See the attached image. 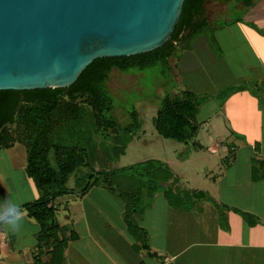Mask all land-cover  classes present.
Here are the masks:
<instances>
[{
    "label": "trees",
    "instance_id": "obj_1",
    "mask_svg": "<svg viewBox=\"0 0 264 264\" xmlns=\"http://www.w3.org/2000/svg\"><path fill=\"white\" fill-rule=\"evenodd\" d=\"M205 1L183 0L168 39L155 49L93 59L68 86L0 90V149L16 143L24 148L23 171L38 191L36 199L12 208L0 221L24 211L36 222L37 250L32 256L33 264H66L63 252L67 242L76 238V233L68 224L58 221V206L53 201L68 193L77 192L81 196L92 186L102 187L122 201V220L134 238L133 248L144 249L148 256L157 257L149 250L147 232L136 217L150 205L157 190L170 207L181 211H201L202 203L210 202L221 227L226 226V210L229 209L251 219L250 213L215 200L206 190L180 186L170 166L159 159L148 158L121 167L103 166L105 155L110 161L116 160L141 129V120L134 108L129 110V121L123 125L110 114L113 103L106 88L110 70H143L157 63L167 68L168 57L182 40L205 25L214 28L228 23L208 22L204 16ZM222 1L241 3L245 7L253 4V0ZM234 89L235 86H226L215 97L221 103ZM207 97L188 89L163 94L152 117L155 131L163 138L178 142L194 138L199 129L195 115ZM86 122L89 126L84 128ZM234 158V148L230 147L220 162L225 167ZM71 176L73 186L68 187L66 183ZM263 177L264 159L252 157L250 180ZM43 254L46 260H42Z\"/></svg>",
    "mask_w": 264,
    "mask_h": 264
},
{
    "label": "crops",
    "instance_id": "obj_2",
    "mask_svg": "<svg viewBox=\"0 0 264 264\" xmlns=\"http://www.w3.org/2000/svg\"><path fill=\"white\" fill-rule=\"evenodd\" d=\"M235 4L245 10L244 17L214 27L219 51H212L203 36L200 41L213 61L202 93L216 109L213 115L197 120L199 129L206 132L207 144L196 143L194 147L218 154L221 166L211 180V197L250 213L251 219L229 209L226 226L221 227L210 202L204 201L201 211H181L170 207L162 196L158 214L148 216L156 200L154 194L151 204L136 217L147 232L149 250L157 255L148 256L144 249L133 248L134 238L122 220V201L106 189L92 186L81 196L71 193L70 201L59 205L53 201L58 206L57 219L61 213L58 221L76 233L63 252L66 264H264V177L255 181L249 178L251 158L264 159V0H253L248 7ZM256 18H260L261 29L252 23ZM226 86L236 89L220 103L215 95ZM14 145L2 149L11 160L0 162V219L12 208L38 197L32 180L23 171L25 157L20 161L13 158ZM230 147L247 152L246 173L238 189L222 187L227 192L224 196L220 182L234 160L221 170L220 159ZM37 229L36 222L24 211L2 219L0 264H33ZM41 258L46 260V254Z\"/></svg>",
    "mask_w": 264,
    "mask_h": 264
},
{
    "label": "water",
    "instance_id": "obj_3",
    "mask_svg": "<svg viewBox=\"0 0 264 264\" xmlns=\"http://www.w3.org/2000/svg\"><path fill=\"white\" fill-rule=\"evenodd\" d=\"M183 0H0V90L68 86L93 60L169 37Z\"/></svg>",
    "mask_w": 264,
    "mask_h": 264
},
{
    "label": "rangeland",
    "instance_id": "obj_4",
    "mask_svg": "<svg viewBox=\"0 0 264 264\" xmlns=\"http://www.w3.org/2000/svg\"><path fill=\"white\" fill-rule=\"evenodd\" d=\"M238 6V4H228L222 0H206L204 16L208 22L216 25H222L228 19L240 20L244 17L245 10ZM258 19L260 18L254 19L252 23L254 27L261 29L262 23ZM213 30V26L205 25L197 33L182 40L174 53L168 57L167 68L157 63L143 70L119 71L115 68L110 70L106 81L107 92L113 103L110 114L116 122L123 125L129 121V110L134 108L141 120V129L126 144L124 152L116 160L110 161L105 155L103 166L121 167L148 158L159 159L170 166L178 177L180 186L190 189H203L208 191L210 196L214 195L211 180L217 177L219 166H221L218 161V154L210 155L204 148L197 149L193 145V143H200L205 146L207 144L206 132L199 129L194 138L187 142H178L158 135L152 124L158 99L163 94L177 93L182 89L193 90L202 94L203 89H206V87L204 88L205 76L213 68V61L211 56L201 48V42L203 36L212 51H219L218 41L214 37ZM215 109V104L206 100L198 107V112L195 115L196 120L213 115ZM88 124L86 122L84 128H87ZM22 148L16 143L11 150L15 160L20 161L25 157V151H20ZM4 152L0 149V162L3 163L11 160ZM246 153L244 149L236 150L235 148L233 164L227 169L220 182L221 195L225 196L226 192V190H222V187L227 188L230 185L236 186L238 189L242 184V177L246 173L244 166ZM98 167L100 165H96V168ZM225 167L222 165L221 170ZM82 170L86 171L83 168ZM73 179L72 176L68 179L66 183L68 187L73 186ZM70 194L56 197L54 202L59 205L66 200L70 201V196H72ZM155 195H157L156 200L152 202V204L155 202L154 207L147 211L148 216H156L161 209L160 206L163 201L160 190H157ZM58 219H61L60 212Z\"/></svg>",
    "mask_w": 264,
    "mask_h": 264
}]
</instances>
